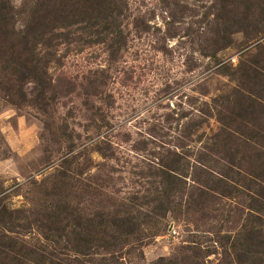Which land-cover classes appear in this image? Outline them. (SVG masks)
Segmentation results:
<instances>
[{"label":"rangeland","instance_id":"374dc122","mask_svg":"<svg viewBox=\"0 0 264 264\" xmlns=\"http://www.w3.org/2000/svg\"><path fill=\"white\" fill-rule=\"evenodd\" d=\"M0 243L264 264V0H0Z\"/></svg>","mask_w":264,"mask_h":264},{"label":"trees","instance_id":"16d2710c","mask_svg":"<svg viewBox=\"0 0 264 264\" xmlns=\"http://www.w3.org/2000/svg\"><path fill=\"white\" fill-rule=\"evenodd\" d=\"M0 244L2 246H5L2 243H0ZM0 251H1V249H0ZM3 253H5V251L0 252V254H2V255H3ZM4 258H6L5 255H4ZM159 261H162V264H177V262H174L172 259H167V258H161ZM159 261H157V263H155V264H161V263H159Z\"/></svg>","mask_w":264,"mask_h":264}]
</instances>
